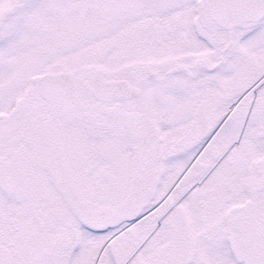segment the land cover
<instances>
[{"label": "snow or ice", "instance_id": "obj_1", "mask_svg": "<svg viewBox=\"0 0 264 264\" xmlns=\"http://www.w3.org/2000/svg\"><path fill=\"white\" fill-rule=\"evenodd\" d=\"M0 264H264V0H0Z\"/></svg>", "mask_w": 264, "mask_h": 264}]
</instances>
